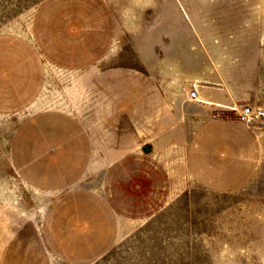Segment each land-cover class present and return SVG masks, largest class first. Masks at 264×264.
Wrapping results in <instances>:
<instances>
[{"label":"rangeland","instance_id":"1","mask_svg":"<svg viewBox=\"0 0 264 264\" xmlns=\"http://www.w3.org/2000/svg\"><path fill=\"white\" fill-rule=\"evenodd\" d=\"M0 264H264V0H0Z\"/></svg>","mask_w":264,"mask_h":264},{"label":"water","instance_id":"2","mask_svg":"<svg viewBox=\"0 0 264 264\" xmlns=\"http://www.w3.org/2000/svg\"><path fill=\"white\" fill-rule=\"evenodd\" d=\"M148 151H149V149H148Z\"/></svg>","mask_w":264,"mask_h":264}]
</instances>
